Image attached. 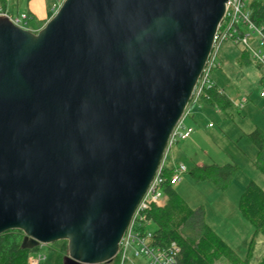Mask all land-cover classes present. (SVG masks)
I'll list each match as a JSON object with an SVG mask.
<instances>
[{"label":"water","instance_id":"1","mask_svg":"<svg viewBox=\"0 0 264 264\" xmlns=\"http://www.w3.org/2000/svg\"><path fill=\"white\" fill-rule=\"evenodd\" d=\"M228 0H63L38 31L0 15V234L118 251Z\"/></svg>","mask_w":264,"mask_h":264},{"label":"rangeland","instance_id":"2","mask_svg":"<svg viewBox=\"0 0 264 264\" xmlns=\"http://www.w3.org/2000/svg\"><path fill=\"white\" fill-rule=\"evenodd\" d=\"M62 1L47 0V20L36 22L30 19L24 27L30 31L40 30ZM28 2L9 0L0 8L10 17L19 16L27 14ZM215 58L218 66L210 71L209 77L216 89L231 101V105L219 110L202 99L197 100L183 121L192 132L188 138L173 144L164 164L167 168L184 166L185 172L179 175L180 179L172 186L173 189L190 208L200 210L197 214L202 215L203 221L241 260L246 259L249 244L253 241L248 264H258L264 256V235H254V226L241 214L238 202L249 181L264 190V174L254 163L257 151L247 137L254 129L264 133V98L259 96L262 70L250 55L241 54L240 47L230 41L219 44ZM227 163L237 165L238 170L222 189L210 180L196 181L189 175L192 167L197 165L221 166ZM155 228V225L149 226L151 231ZM60 245L59 241L53 246L58 249ZM37 253L44 255L40 264H53L54 249L41 245L31 256ZM130 260L141 262L139 258ZM218 264L230 263L221 260Z\"/></svg>","mask_w":264,"mask_h":264},{"label":"trees","instance_id":"3","mask_svg":"<svg viewBox=\"0 0 264 264\" xmlns=\"http://www.w3.org/2000/svg\"><path fill=\"white\" fill-rule=\"evenodd\" d=\"M5 5V0H0ZM248 8L251 19L264 29V0H251ZM1 12L4 9L0 8ZM241 54L246 53L241 51ZM204 103L216 106L223 110L231 105V101L215 85H212L202 98ZM248 139L257 151L255 166L264 174V133L254 129L247 134ZM235 164H211L208 166H194L189 175L196 181L210 180L218 189L224 188L231 177L237 172ZM171 168H163L162 175L166 179L162 186L164 200L162 206H153L146 213V219L155 225L152 231L151 243L164 246L175 243L179 248L175 264H218L227 260L230 264H248L251 243L249 244L246 259L241 260L234 251L203 221L197 214L199 209H192L178 195L168 180L172 176ZM238 209L241 214L254 226V235H264V190L255 182L249 181L239 198ZM23 233L19 230H10L0 234V264H28V258L39 247L22 249ZM58 249L54 244L48 245L55 251L53 264H62V257L66 255V242L60 241ZM115 264V258L106 264ZM258 264H264V256Z\"/></svg>","mask_w":264,"mask_h":264},{"label":"built area","instance_id":"4","mask_svg":"<svg viewBox=\"0 0 264 264\" xmlns=\"http://www.w3.org/2000/svg\"><path fill=\"white\" fill-rule=\"evenodd\" d=\"M8 1L9 0H5V3ZM250 1L251 0H228L226 3L224 15L213 37L212 51L194 87L189 103L190 105L186 107L183 116L174 127L161 164L136 207L128 227L119 242L118 251L114 257L115 264L176 263V256L179 252V248L175 243L172 242L164 246H157L151 243L153 232L149 229V226L152 224L151 221L146 219L145 213L153 206H162L164 200L162 186L167 182L162 175L164 159L173 144L178 140L188 138L192 132L191 128L185 127L183 121L184 118L189 115L191 107L197 100L205 97L207 90L214 85L209 74L213 68L218 66L215 58V51L221 42L230 41L234 45L240 47V50L250 55L252 60L262 70L259 80V96L264 98V29L251 19L250 10L248 8ZM4 12H1V14L6 15L14 25L27 29L24 27L29 19L27 14L10 17ZM243 101H245V99H243ZM172 172V176L168 180L170 186L175 185L179 181V175L185 172V168L182 165L173 167ZM43 258L44 255L37 253L28 258V264H40ZM135 258H139L141 262H133L130 260H135Z\"/></svg>","mask_w":264,"mask_h":264},{"label":"crops","instance_id":"5","mask_svg":"<svg viewBox=\"0 0 264 264\" xmlns=\"http://www.w3.org/2000/svg\"><path fill=\"white\" fill-rule=\"evenodd\" d=\"M27 10H28L27 15L29 17L28 21L30 19L36 22L43 21V20L45 22L47 20V0H29V2L27 3ZM32 32H36V30ZM165 167L166 166L164 164V168Z\"/></svg>","mask_w":264,"mask_h":264}]
</instances>
